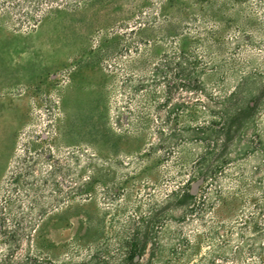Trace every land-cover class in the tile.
<instances>
[{"label":"rangeland","instance_id":"obj_1","mask_svg":"<svg viewBox=\"0 0 264 264\" xmlns=\"http://www.w3.org/2000/svg\"><path fill=\"white\" fill-rule=\"evenodd\" d=\"M118 3L97 0L93 5L44 14L31 27L17 26L0 13V187L24 155L25 139L50 134L53 125L52 144L59 150L52 155L67 167L60 179L64 189L73 183L69 153L79 149L95 155L94 171L83 170V175L93 177L89 193L64 196L65 203L37 222L30 239L22 235L13 250L0 243V264H39V256L58 264L66 259L81 264L96 250L106 257V264H118L134 232L144 247L142 260L148 249L156 250L154 264H232L230 256L237 244L264 246V234L256 236L252 229V225L264 227V207L244 205L239 196L232 198V186L225 180L219 199L187 201L183 194L190 180L184 167L200 144L180 130L171 138L172 145L152 132L162 118L170 126L181 127L196 105L145 107L142 111L151 120L150 129L140 133L126 128L130 107L107 93L111 80L103 58L90 53L102 32L122 17ZM262 43L253 51L250 65L257 63L264 80ZM233 83L230 78L227 88ZM259 94L262 111L255 127L264 145V81ZM43 157H48L47 150ZM259 159L260 153H255L245 166ZM86 160V155H80L79 165ZM34 171L39 174V162ZM238 225L246 226L241 237L236 233ZM241 260L251 264L256 255L243 253Z\"/></svg>","mask_w":264,"mask_h":264},{"label":"trees","instance_id":"obj_2","mask_svg":"<svg viewBox=\"0 0 264 264\" xmlns=\"http://www.w3.org/2000/svg\"><path fill=\"white\" fill-rule=\"evenodd\" d=\"M96 1L0 0V13L17 26L31 27L44 14L74 10ZM118 1L122 17L102 32V39L90 53L103 58L111 80L107 93L119 96L123 105L130 107L126 128L140 133L150 129L151 120L142 111L145 107L196 105V109L187 113L189 121L181 127L170 126L165 118L151 127L152 132L167 139L168 145H172L171 138L177 130L200 144V150L184 167L190 180L184 198L217 200L225 180L232 186V198L239 196L244 205L252 203L253 207L263 209L264 145L256 131V120L262 111V100L257 94L264 80L257 63L250 64L253 51L260 49L264 40V0ZM230 78L234 83L227 88ZM192 119L196 121L191 123ZM251 128L255 132L248 134ZM55 129L53 125L50 134L25 139L24 155L6 173L1 184L0 243L8 244L11 250L22 235L31 238L37 222L64 204V196L85 197L89 193L93 177L83 175V170L94 171L91 162L94 153H79V149L69 153L74 165L73 183L64 189L60 179L66 163L52 155L59 150L52 144ZM46 150L48 157H43ZM255 153H260L259 161L247 168L246 161ZM80 155L87 158L82 167ZM38 162L39 174L34 171ZM43 163L47 168L41 167ZM199 185H203L200 190ZM245 227L237 226L240 237ZM252 229L256 236L264 234V227L256 229L252 225ZM143 249L138 233H131L118 264H154V247L148 249L144 260ZM99 251L88 253L81 264H106V257ZM243 253L256 255V261L251 264H264V246L255 248L244 241L237 244L230 256L231 263L248 264L241 260ZM39 264L58 263L39 256ZM60 264H74V261L66 259Z\"/></svg>","mask_w":264,"mask_h":264}]
</instances>
